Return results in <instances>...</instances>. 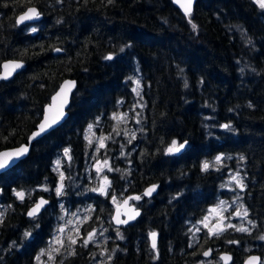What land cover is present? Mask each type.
<instances>
[{
  "label": "trees",
  "instance_id": "obj_1",
  "mask_svg": "<svg viewBox=\"0 0 264 264\" xmlns=\"http://www.w3.org/2000/svg\"><path fill=\"white\" fill-rule=\"evenodd\" d=\"M29 6H37L40 17L18 26L17 16ZM9 59L25 67L0 81V150L27 143L64 79L78 85L65 123L0 175V264H37L47 247L60 214L47 210L31 219L27 211L39 196L52 198L42 187L59 183L54 169L65 148L69 203L90 205L83 234L102 228L105 235L96 248L76 243L75 255L58 264H223V251L232 254V264L251 253L264 264V9L254 0H198L190 17L173 0H0V70ZM134 76L141 80L139 96ZM115 112L129 120L115 124ZM89 124L109 135L96 153L111 161L107 196L88 190L95 155L85 139ZM130 125L135 139L126 134ZM172 140L187 141L182 153L167 154ZM217 155L222 163L213 161ZM237 168L249 230L214 235L202 228L194 235L192 224L211 205L232 199L226 177ZM151 184L158 193L144 197ZM14 190L25 192L23 201ZM113 194L141 196L134 201L142 211L136 222L113 226ZM151 231L159 233L155 250ZM207 249L211 261L203 256Z\"/></svg>",
  "mask_w": 264,
  "mask_h": 264
},
{
  "label": "snow or ice",
  "instance_id": "obj_2",
  "mask_svg": "<svg viewBox=\"0 0 264 264\" xmlns=\"http://www.w3.org/2000/svg\"><path fill=\"white\" fill-rule=\"evenodd\" d=\"M112 0H109V3H111ZM177 3L180 4V7L184 10V13L186 16H191V12H192V5H193V0H176ZM254 2L261 8L264 9V0H254ZM40 13L36 10V8L34 7H28L26 11L23 12V14H21L16 23L20 24L23 23L25 21H31L33 19H38L40 17ZM189 23H192L191 19H189ZM196 25L194 23H192V28L196 29ZM32 32H36L37 29L35 27H32L31 29ZM126 47H131V45H126ZM55 51L60 52L61 49L56 48ZM121 52L124 51V48L120 49ZM105 59L107 60H112L113 59V55H108L105 57ZM23 65L21 63H17V62H8L5 63L3 65V68L5 70V74L3 77L0 78H4L7 79L8 76H10L12 74L13 71H15L16 69L21 68ZM129 79H132L131 77H129ZM136 84V88L133 89V91L136 92L137 96L140 95V81L139 80H135L134 81ZM67 83V82H66ZM185 87H187V83H185ZM64 93V88L62 87L60 92H58L55 96L52 97V101L53 104L48 106V109L45 112L44 118L42 120V122L38 125V131L34 132L32 134L31 139H35L37 136L41 135V133L47 131L49 128H51L53 125L57 124L58 121L63 117L64 112H63V107L64 105L67 103V98L66 95L64 96L63 99H60L62 94ZM58 99H60L59 104L57 105V101ZM249 107H251V104L249 105ZM56 109L53 112V109ZM126 116V114H122V115H118V114H113V119H117V120H121L124 119V117ZM99 118L97 119V123H98ZM139 122V121H138ZM222 128L224 129H228V130H234L232 129L230 124H223L221 125ZM93 129V125L89 124L88 125V132H92ZM127 134V133H126ZM85 139L89 140V144L92 143V141L89 139V137L86 135ZM107 139V137H101L100 138V147H104V143L103 140ZM132 139H135V134H132ZM129 143H131V140H129ZM187 144V141H185L184 143H178L176 140H172L171 144L167 147L166 152L167 154H175L177 152H180L182 149L185 148V145ZM28 151L27 147H22L20 149H16L12 152H0V170H4L6 168H10L15 164L16 159H18L20 156L24 155L26 152ZM70 150L68 148L64 149V155L66 157H68L69 160H71V156H70ZM223 155H218L215 157V163H220L223 160ZM229 159H231V157H228ZM241 160L244 159L243 156L240 157ZM97 167H96V172L99 174L102 171V167L99 166L100 162L97 161ZM56 169L54 170H59L60 167V160L56 161ZM103 166L104 167H108L109 171H112L113 169L108 165V161L104 160L103 161ZM210 167V163L208 161H204L202 163V170L207 171ZM117 171H119V169H116ZM59 183L56 185L55 187V192L57 196H62L64 195V180H65V175L63 172L59 173ZM233 181H235L236 185L243 190L245 185L243 184L242 179L239 177V175H233L231 178ZM103 181L104 183L101 184L98 187L92 188L90 189V191L92 192H99L101 195L107 196L109 195V188H110V181H108V178L106 176L103 177ZM156 185H152L150 188L145 189L144 193L142 194L143 196H151V194L156 190ZM44 191H48L47 188H44ZM14 195L20 199L21 201L24 200L25 198V192L23 191H15L14 190ZM112 202L117 204V210H116V216L113 217V219L116 220L117 224H127L129 220L135 219L136 216L139 215V212H135L134 215H129L127 219H120V209H119V201L117 200V197L113 194L112 197ZM141 196H130L127 199L123 200V204L127 205L129 200H140ZM48 201L43 199L42 197L35 202L34 206L27 212V215L30 218L35 219L38 214L40 213L41 208H43V206L45 204H47ZM226 204V201H220L219 205L217 207H223ZM241 208H243V205L240 206ZM61 208L63 209V205H61ZM216 209H210L209 212L210 214L212 212H215ZM236 216L238 217H242V218H247L248 216V212L247 209H244L243 212L237 210L234 213ZM3 217H4V213L2 211H0V223H3ZM208 221V216L204 217V220L200 221V223H203L205 227H208V224L206 223ZM252 222L249 221V224H251ZM34 227H39L38 224L34 225ZM226 227L228 228H235L236 231H240V232H247L249 229L245 228L243 226H235L232 224H228ZM215 231H213L212 228L209 229V232L213 233L214 235H219L222 231H224L225 229L219 226V223L217 225L214 226ZM58 232H63L64 229L63 228H59L57 230ZM78 231V230H77ZM197 231H199V229H197ZM151 237H152V249L155 250L157 245H156V237H157V233L152 232L150 233ZM31 236V232L30 231H25L24 232V237L27 238ZM117 236L120 239H123V236L120 234L119 230L117 229ZM95 239V231L93 232H89L88 233V237L87 239H84L83 244L84 246H87L89 244V242L93 241ZM260 239L264 240V236H261ZM69 240V245H75L76 244V239H73L72 237L68 238ZM230 243H233V241H230ZM13 244H15V242H13ZM52 244H59L60 247H53ZM52 244H50V250L59 253L60 248L64 247V241L60 238V237H56L54 238V241L52 242ZM69 254L71 255H75V251L71 250L69 252ZM48 256L49 261L54 260V257L50 254L49 251H46L44 249L41 250L40 254L36 257L38 264H43V262L41 261V256ZM204 256H208L209 255V251H205L203 253ZM109 259H111V257H109ZM222 260H224L225 262H227L228 260H230L231 258L229 256H222L221 257ZM259 261L258 257H250L249 260L246 262V264H257V262Z\"/></svg>",
  "mask_w": 264,
  "mask_h": 264
},
{
  "label": "rangeland",
  "instance_id": "obj_3",
  "mask_svg": "<svg viewBox=\"0 0 264 264\" xmlns=\"http://www.w3.org/2000/svg\"><path fill=\"white\" fill-rule=\"evenodd\" d=\"M30 29H32V27ZM132 80H133L134 89L136 88V84L134 82L135 80L140 81V87H141V80L138 76L132 77ZM113 114H112V118H113ZM115 114L122 115L125 113L115 112ZM136 119H137V117H136ZM113 120L115 121V124H120L123 121H128L129 116H128V114H126L124 119H121V120L113 119ZM92 125H93L92 132H88V130H87L86 135L92 141V143L90 145L93 146L92 153L95 154V155L91 156L92 163L91 162L89 163V166L92 169L90 172V177H91L90 178V187L95 188V187H98L104 183V181H103L104 176H106L108 178V181L111 182L110 173L112 171H109L108 167L103 166V161L107 160L108 165L111 167V161L109 159H100L99 157H96V156H98L96 154V153H98V149L103 148V147L99 146L100 145V138L101 137H107V139L103 140V143L105 145L104 147H106V143L109 140V135H108V133H101V130H98L96 128L95 124H92ZM131 126L132 125L128 126V130H130V132L127 133V136H131L134 133V130L131 129L133 127H131ZM87 141L89 143L88 139H87ZM57 160H60V167H59V170H60L63 168V166L65 164L64 161L69 160V159L63 153V154L58 155L56 161ZM97 161L100 162L99 166L102 167V171L99 174L96 172V167L98 166ZM213 161L215 162V158ZM222 162H223V160L220 163H222ZM91 173H92V175H91ZM227 173H228V175L226 177V180H227L226 181V187L229 190L234 192V194L232 195V199L231 200H227V199L221 200V201H226V204L223 207H217L220 202H218L217 204L211 205L209 207L207 213L204 215V217L208 216V221L206 222L208 224V227H205L203 223H200V221L204 220V217L201 220L194 222L192 224V227H191L192 233L194 235H196L202 228H205L208 230L210 228H212L213 231H215L214 226L217 225L218 223H219V226L224 228L225 230L229 229L228 227H226L228 224H232L235 226H237V224H239V226H243L245 228H247L250 225L249 224L250 219L248 216H247V218H242V217H238L234 214L235 211H237V210L243 212V210L246 209V207H245V205L241 199V193L240 192L242 190L236 185L235 181H233L231 179L233 175L238 174L239 177L242 179V181H244L242 171L240 170V168L228 169ZM243 184H244V182H243ZM64 185H65V180H64ZM44 188H47L48 191L51 192L52 188L43 186L42 189H44ZM88 190H90V189H88ZM93 193L100 194L99 192H93ZM116 197H117V200L119 201V204L124 200V198L120 199V198H118V196H116ZM132 203H134V201H132ZM112 204H113V208H114L116 204L113 202H112ZM241 205H243V208L240 207ZM76 206H77V204H76ZM76 206L74 207V209L68 207L67 210H64L63 212L60 213V215H59L60 217L57 219V224L55 225V228H54L53 234L50 238V241H49L47 247L44 248V250L49 251L51 253L50 244H52V242L54 241V238H56V237H60L64 241V246L68 245V250L73 249L74 246L69 245V240H68L69 237L76 239V241H77L76 243L83 244L84 239H87V237H88V233L93 232V231H95V239L93 241L89 242L88 245H93L94 247L101 245L102 239H101L100 235H102V234L105 235V230L102 228L90 229L87 231L86 235H84L82 225L84 224V222L87 221V219L90 216V207H88L85 204H83L82 206H79V207L78 206L76 207ZM213 208H215L216 211L212 212L210 214L209 210L213 209ZM59 228H63L64 231L62 233L58 232L57 230ZM197 229H199V231H197ZM56 245L59 246V244H52L53 247H55ZM54 260L49 261L48 258L41 257V261L43 262V264H45V262H48V261L53 263ZM206 260L211 261V258L206 259Z\"/></svg>",
  "mask_w": 264,
  "mask_h": 264
},
{
  "label": "water",
  "instance_id": "obj_4",
  "mask_svg": "<svg viewBox=\"0 0 264 264\" xmlns=\"http://www.w3.org/2000/svg\"><path fill=\"white\" fill-rule=\"evenodd\" d=\"M197 1H198V0H193V5H192V12H191V14L194 12V9H195V6H196ZM173 3H174V5H175V6H176V7H177L182 13H184V10L180 7V4L176 2V0H173ZM29 7H34V8H36V10L40 13V9H39L37 6H29ZM27 8H28V7H27ZM27 8H26L24 11H26ZM24 11H23V12H24ZM23 12H21V13L17 16L16 21H17L18 17H19L21 14H23ZM184 14H185V13H184ZM37 20H38V19H33V20H31V21H25V22L20 23V24H17V25H18V26L31 25V24H33L34 22H36ZM61 53H62V50H61L60 52L54 51V54H55V55H60ZM8 62H17V63H21L23 66H22L21 68H19V69H16L15 71H13L12 74H11L10 76L7 77V79L0 78V81H8V80L12 79L14 76H16L17 74H19V73L24 69V67H25V63H24L23 61H21V60H17V59H9V60H6V61H4V62L2 63V65H1L0 77H3V76H4V74H5V70H4V68H3V65H4L5 63H8ZM66 82H67V83H66ZM77 85H78V82H77V80H76L75 78H66V79H64V80L61 82V84H60V86L58 87V89L56 90V92L52 95V97L55 96L58 92H60L61 88L63 87V88H64V93L62 94V96H61L60 99H63L65 95H66V98H67V103H66V104L64 105V107H63L64 115H63V117L58 121L57 124L53 125V126H52L51 128H49L47 131L41 133V135L37 136L35 139H31L32 134H33L34 132H37V131H38V125L42 122V120H43V118H44V115H45V112H46V110L48 109V106L53 104L52 97H51L50 102H49V103L45 106V108H44L43 116H42L40 122L38 123L36 129H35V130L29 135L28 140H27V143H23V144H21V145L15 146V147H10V148H6V149H2V150H0V152H12V151H14V150H16V149H20V148H22V147H27V148H28V151H27L24 155H22V156H20L18 159H16L15 164H14L12 167H10V168H6V169H4V170H0V175H2L3 173L9 171V170L12 169L14 166H16L20 161L24 160V159L30 154L33 143H35L36 141L42 139L43 137H45V136L48 135L49 133L53 132L54 130L58 129L61 125H63V124L65 123V121H66L67 118L69 117V108H70V106H71L72 97H73V94H74V92H75V90H76V88H77ZM60 99H58V101H57V105L59 104ZM55 110H56V109L54 108V109H53V112H54ZM185 147H186V145H185ZM184 149H185V148H184ZM184 149H182L180 152H177L176 154H180V153H182V152L184 151ZM152 185H156V186H157V187H156V190L151 194V196H144V197L152 198V197H154V196L158 193L159 186H158L157 184H151V185L147 186L145 189L150 188ZM145 189H144V191H145ZM144 191H143V193H144ZM143 193H142V194H143ZM130 196H140V195H130ZM130 196H128V197H130ZM41 197H42L43 199L47 200L48 203L45 204V205L43 206V208H41L40 213L38 214V216H40V215L46 210V208H47V207L49 206V204H50V200H49L46 196H44V195L39 196V197L36 199L35 202H37ZM128 197H126L125 199H127ZM132 201H138V200H129V202H128L127 205H124V204H123V201L119 204V209H120V213H121V215H120V219H127L129 215H134L135 212H137V211L139 212V215L136 216L135 219L129 220L127 224H117V223H116V220L113 219V217L116 216V210H117V204H116V205H115V208H114V211H113V213H112V216H111V222H112L113 226H115V227H117V228L126 227V226H128V225H130V224H133L134 222H136V221L138 220V218L141 216L142 211H141L140 208H138V207L136 206L135 203H132ZM35 202H34V204H35ZM34 204L28 209V211L34 206ZM28 211H27V212H28ZM38 216H37V217H38ZM27 217L30 218L28 215H27ZM31 219H33V218H31ZM152 232L157 233V237H156V245H157V247H158V243H159V233H158L157 231H151L150 233H152ZM150 233H149V235H148V238H149V243H150V246H151V245H152V237H151ZM157 247H156V249H157ZM151 248H152V247H151ZM206 251H209V255H208V256H204V255H203V256H204L206 259L211 258L212 255H213V250H212V249H207ZM204 252H205V251H204ZM222 256H229L231 259L228 260L227 262H225L224 260L221 259ZM253 256L259 258V261L257 262V264H262V258H261V256H260L259 254H257V253H251V254H249V255L243 260V263H242V264H246V262L249 260V258H250V257H253ZM219 257H220V259H221V261H222L223 264H232V263H233V256H232V254H231L230 252L223 251V252L220 253Z\"/></svg>",
  "mask_w": 264,
  "mask_h": 264
},
{
  "label": "flooded vegetation",
  "instance_id": "obj_5",
  "mask_svg": "<svg viewBox=\"0 0 264 264\" xmlns=\"http://www.w3.org/2000/svg\"><path fill=\"white\" fill-rule=\"evenodd\" d=\"M109 141V140H108ZM108 141H107V143H108ZM107 143H106V145H107ZM67 159V158H66ZM68 161V160H67ZM60 172H63L64 173V175H65V171L63 170V169H60L59 170V173ZM58 184V183H57ZM56 184V185H57ZM92 185V184H91ZM68 181H65V188H64V195H62V196H57L56 195V192H55V187H53L52 189H51V192H49L50 193V195L52 196V198H49V197H47L49 200H50V204H49V206L46 208V210L45 211H47V210H49L50 212H56V213H58V214H60L61 212H63L64 210H67L68 209V207H70V208H73L74 209V206H73V204L72 203H69V199H68ZM91 188V187H90ZM92 189V188H91ZM97 194V193H96ZM42 196V195H41ZM61 205H63V209L61 208ZM88 207H90V205H88ZM115 208V207H114ZM114 208H113V211H114ZM44 211V212H45ZM55 247H60V246H55ZM46 248V247H45ZM71 250H74L75 252L77 251V247H73V249H70V250H68V245H66V246H64L63 248H60V251H59V253H57V252H54V251H51V255L54 257V261H53V263L52 262H45V264H58V262H63L64 260H67L68 259V256L69 255H71V254H69V252L71 251ZM41 252V251H40ZM113 253H114V251H113ZM112 253V254H113ZM118 253V251L117 250H115V254L114 255H116ZM40 254V253H39ZM108 257H110L111 256V254H108L107 255ZM41 257H43V258H48V256L47 255H45V256H41ZM41 259V258H40ZM37 264H38V261H37Z\"/></svg>",
  "mask_w": 264,
  "mask_h": 264
}]
</instances>
